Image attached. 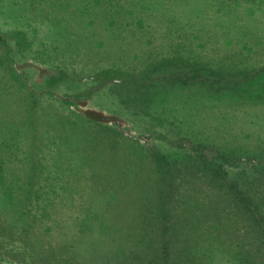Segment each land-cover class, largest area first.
Segmentation results:
<instances>
[{"label":"rangeland","instance_id":"obj_1","mask_svg":"<svg viewBox=\"0 0 264 264\" xmlns=\"http://www.w3.org/2000/svg\"><path fill=\"white\" fill-rule=\"evenodd\" d=\"M0 264H264V0H0Z\"/></svg>","mask_w":264,"mask_h":264},{"label":"trees","instance_id":"obj_2","mask_svg":"<svg viewBox=\"0 0 264 264\" xmlns=\"http://www.w3.org/2000/svg\"><path fill=\"white\" fill-rule=\"evenodd\" d=\"M86 116L95 121H99L103 119L102 116L97 115L95 112H87Z\"/></svg>","mask_w":264,"mask_h":264}]
</instances>
